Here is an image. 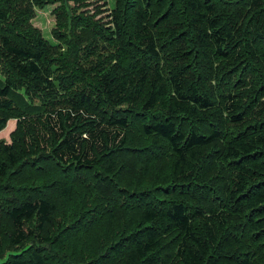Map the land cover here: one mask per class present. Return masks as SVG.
Segmentation results:
<instances>
[{"label":"trees","instance_id":"16d2710c","mask_svg":"<svg viewBox=\"0 0 264 264\" xmlns=\"http://www.w3.org/2000/svg\"><path fill=\"white\" fill-rule=\"evenodd\" d=\"M88 1L0 0V264H264V0Z\"/></svg>","mask_w":264,"mask_h":264},{"label":"rangeland","instance_id":"374dc122","mask_svg":"<svg viewBox=\"0 0 264 264\" xmlns=\"http://www.w3.org/2000/svg\"><path fill=\"white\" fill-rule=\"evenodd\" d=\"M86 4H90V6L85 8L83 11L86 10L89 13H92L93 8H95V7H99L100 10H103V11L105 9H107V8L111 9L112 0H89L88 2H86ZM104 5H105V7H103ZM72 6H73L72 3L69 2L68 3V7H72ZM75 6H76V4H75ZM41 14L44 16L43 22L42 23H38V19L34 20L33 26L36 27L40 31L42 37L46 41H48L50 44L54 45V42L50 39L49 34H48V32H49V30H50V28H51V26L53 24L52 17L49 14V8L45 7L41 11H39V17L41 16Z\"/></svg>","mask_w":264,"mask_h":264}]
</instances>
